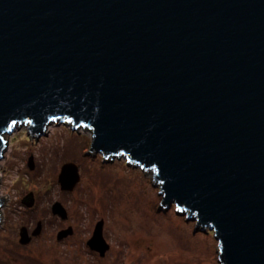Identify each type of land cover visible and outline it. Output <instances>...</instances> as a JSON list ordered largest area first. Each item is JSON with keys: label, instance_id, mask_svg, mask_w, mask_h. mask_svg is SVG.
I'll use <instances>...</instances> for the list:
<instances>
[{"label": "water", "instance_id": "obj_1", "mask_svg": "<svg viewBox=\"0 0 264 264\" xmlns=\"http://www.w3.org/2000/svg\"><path fill=\"white\" fill-rule=\"evenodd\" d=\"M56 122L152 172L161 209L213 232L220 264H264V0H0V161L17 125L38 139ZM79 181L63 166V191Z\"/></svg>", "mask_w": 264, "mask_h": 264}, {"label": "rangeland", "instance_id": "obj_2", "mask_svg": "<svg viewBox=\"0 0 264 264\" xmlns=\"http://www.w3.org/2000/svg\"><path fill=\"white\" fill-rule=\"evenodd\" d=\"M29 127L17 125L5 137L0 264H220L213 232L196 230V223L174 206L161 209L160 185L152 172L128 165L124 157L105 161L91 153L94 137L88 129L74 132L71 125L56 122L36 139ZM67 164L75 165L80 176L72 192L59 183ZM30 195L31 207L23 203ZM56 203L66 209L67 220L53 215ZM100 222L110 246L105 258L87 245ZM39 223L42 232L33 237ZM22 228L32 237L30 244L20 243ZM70 228L73 235L58 241L59 233Z\"/></svg>", "mask_w": 264, "mask_h": 264}, {"label": "flooded vegetation", "instance_id": "obj_3", "mask_svg": "<svg viewBox=\"0 0 264 264\" xmlns=\"http://www.w3.org/2000/svg\"><path fill=\"white\" fill-rule=\"evenodd\" d=\"M72 235H73V234H72ZM72 235H71V236H72ZM66 239H67V238H66ZM90 240H91V239H90ZM88 243H89V242H88ZM88 243H87V245H88V248H89V249H90L92 252L98 253V254L100 255V257H101V258H105V257H106V255H107V253H108V252H110V249H109V250L107 251V253L105 254V256H104V257H102V256H101V254H100L99 252H97V251H95V250H92V248L89 246V244H88ZM109 247H110V246H109Z\"/></svg>", "mask_w": 264, "mask_h": 264}]
</instances>
